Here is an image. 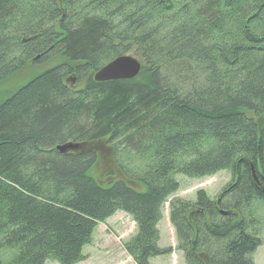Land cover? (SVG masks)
Here are the masks:
<instances>
[{
    "label": "trees",
    "instance_id": "1",
    "mask_svg": "<svg viewBox=\"0 0 264 264\" xmlns=\"http://www.w3.org/2000/svg\"><path fill=\"white\" fill-rule=\"evenodd\" d=\"M121 56L135 78L92 81ZM28 64L49 65L0 102V264L80 263L115 212L136 225L126 253L148 264L167 253L156 227L173 176L222 171L216 199L173 200L169 222L185 264H252L264 0H0V83Z\"/></svg>",
    "mask_w": 264,
    "mask_h": 264
},
{
    "label": "rangeland",
    "instance_id": "2",
    "mask_svg": "<svg viewBox=\"0 0 264 264\" xmlns=\"http://www.w3.org/2000/svg\"><path fill=\"white\" fill-rule=\"evenodd\" d=\"M48 65L28 64V66L0 83V102L32 77L46 69ZM102 151L111 153V150H108L105 146H102ZM123 159L124 164L126 162L128 166L133 167L135 165L141 168L138 162L132 161L129 156L128 158L125 156ZM104 165H107L106 161L101 162V168ZM173 178L178 189L162 205L161 219L156 227L158 231L157 247L167 253L150 257L148 264H185L184 255L178 249L176 235L169 222V204L171 201L178 200L184 203H193L199 191L204 192L208 199L214 200L230 183V174L227 171L200 179H191L179 174L174 175ZM253 216L255 224L252 227L256 229L254 233L257 234L260 245L251 255L252 264H264V207L262 204L258 202L254 204ZM136 232V225L128 215L115 212L103 223H97L90 243L82 250L84 259L78 264H135L133 259L126 253L124 246L136 235ZM0 254L4 255L1 261L5 263L9 260L11 253L8 251ZM44 264L56 263L47 261Z\"/></svg>",
    "mask_w": 264,
    "mask_h": 264
},
{
    "label": "water",
    "instance_id": "3",
    "mask_svg": "<svg viewBox=\"0 0 264 264\" xmlns=\"http://www.w3.org/2000/svg\"><path fill=\"white\" fill-rule=\"evenodd\" d=\"M140 70L139 62L130 56L117 57L98 71H96L92 76V81L95 83H103L109 81H126L135 78ZM78 145L66 144L63 146H58L56 149L59 153L64 154L68 151L77 150ZM225 215V213H222Z\"/></svg>",
    "mask_w": 264,
    "mask_h": 264
}]
</instances>
